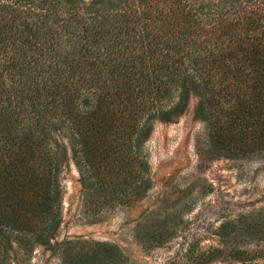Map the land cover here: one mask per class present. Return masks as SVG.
Wrapping results in <instances>:
<instances>
[{"label":"trees","instance_id":"obj_1","mask_svg":"<svg viewBox=\"0 0 264 264\" xmlns=\"http://www.w3.org/2000/svg\"><path fill=\"white\" fill-rule=\"evenodd\" d=\"M192 98L219 154H264V0H0V264L60 224L65 145L88 210L132 205Z\"/></svg>","mask_w":264,"mask_h":264},{"label":"rangeland","instance_id":"obj_2","mask_svg":"<svg viewBox=\"0 0 264 264\" xmlns=\"http://www.w3.org/2000/svg\"><path fill=\"white\" fill-rule=\"evenodd\" d=\"M210 141L192 98L143 146L151 189L99 214L65 145L60 224L43 242L10 240L4 264H264V154L227 157Z\"/></svg>","mask_w":264,"mask_h":264}]
</instances>
